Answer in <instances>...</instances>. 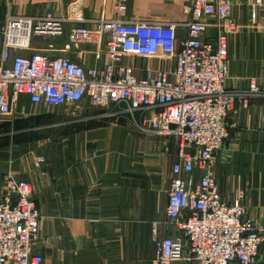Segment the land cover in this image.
I'll return each instance as SVG.
<instances>
[{
    "label": "built area",
    "instance_id": "2783aa9c",
    "mask_svg": "<svg viewBox=\"0 0 264 264\" xmlns=\"http://www.w3.org/2000/svg\"><path fill=\"white\" fill-rule=\"evenodd\" d=\"M128 3L116 0L111 20L86 18L82 0H70L64 15L7 12L0 20V119L12 118L26 96L47 109L95 111L71 123L122 122L172 143L166 220L153 224L152 264H257L264 231L246 218L243 194L225 200L212 173L236 105L246 109L264 97L255 79L245 89L227 86L235 2L192 0L184 22L123 19ZM246 3L255 19L263 0ZM212 25L216 35L208 39ZM62 37L68 41L60 45ZM80 48L93 64L70 58ZM155 60L164 66L153 67ZM41 221L32 184L9 171L0 191V264H44L35 251Z\"/></svg>",
    "mask_w": 264,
    "mask_h": 264
},
{
    "label": "crops",
    "instance_id": "0c3cea01",
    "mask_svg": "<svg viewBox=\"0 0 264 264\" xmlns=\"http://www.w3.org/2000/svg\"><path fill=\"white\" fill-rule=\"evenodd\" d=\"M185 1L129 0L122 18L177 22L153 15L166 14L170 6L184 7ZM233 1L237 30L229 37L227 86L241 90L255 79L264 89V0L255 19L247 0ZM0 3L3 20L7 12L64 15L70 0ZM115 3L82 0L81 8L86 18L111 20L116 18ZM215 35L212 25L207 38ZM67 41L62 37L57 42ZM86 49L74 51L70 58L93 64ZM49 111L21 96L13 117L0 119V191L9 171L32 184L42 216L35 251L44 264H152V228L166 220L173 144L108 120L78 123L34 141L39 136L32 130L35 117ZM228 123L230 138L212 173L225 200L234 202L245 194L246 218L264 231V97L253 99L246 109L237 104ZM38 161L43 163L37 166ZM257 264H264V249Z\"/></svg>",
    "mask_w": 264,
    "mask_h": 264
},
{
    "label": "rangeland",
    "instance_id": "374dc122",
    "mask_svg": "<svg viewBox=\"0 0 264 264\" xmlns=\"http://www.w3.org/2000/svg\"><path fill=\"white\" fill-rule=\"evenodd\" d=\"M185 2L186 3H185V6L184 7H179L178 8L177 6H170V7H168V12L166 14H163V15H153V16H155V17H162V19H169V20L177 21V22H184L189 17L188 8H189L190 0H186ZM0 12H3L4 13V3L0 7ZM146 20H149V19H146ZM139 61L141 62V60H139ZM139 61L136 60L135 62L136 63H139ZM142 63L144 64V61H142ZM151 65L153 67H163L164 66V63L161 62L160 60H155V61H152L151 62ZM68 111H70V110H68ZM51 112L54 115L51 114L52 116H50V118H48V119L45 118V119L36 121V126L33 127V129H32V130H34L36 132V134H38L41 137L42 136L43 137L51 136L55 132H62V130L64 131L68 126L69 127L71 125L72 126H77V125L81 124V123H79V124L78 123H71L72 122V119H74V118H76V119H84V118L90 117L92 115V113L95 114V111L94 112H86V113H82V114H79V113L76 112L74 114L75 116L72 115L73 114V111L66 112L64 110L63 111L51 110ZM96 113L99 114L101 112H96ZM67 115H72V117H69ZM89 122H92V121H89ZM120 123L123 124L122 122H120ZM123 125L126 126L125 123ZM129 128L133 132L137 133L134 130V128H132V127H129ZM39 136H37L36 139H34V141H40V140L43 139V137L42 138H39ZM244 197H245V194H243V198ZM241 201H243V199ZM242 204H243V202H242Z\"/></svg>",
    "mask_w": 264,
    "mask_h": 264
},
{
    "label": "flooded vegetation",
    "instance_id": "af4514ba",
    "mask_svg": "<svg viewBox=\"0 0 264 264\" xmlns=\"http://www.w3.org/2000/svg\"><path fill=\"white\" fill-rule=\"evenodd\" d=\"M45 109H47V108H45ZM69 112H71V111H69ZM54 113V112H53ZM52 112H51V110L49 111V112H45V113H41V114H38L36 117H35V120L36 121H38V120H42V119H48V118H50V116H52V115H54V114H52ZM58 114V113H57ZM75 113H74V111H73V116H75L74 115ZM72 115H69V117H72ZM71 120V119H70Z\"/></svg>",
    "mask_w": 264,
    "mask_h": 264
},
{
    "label": "trees",
    "instance_id": "16d2710c",
    "mask_svg": "<svg viewBox=\"0 0 264 264\" xmlns=\"http://www.w3.org/2000/svg\"><path fill=\"white\" fill-rule=\"evenodd\" d=\"M38 121H39V120H38ZM17 124H18V123H16V125H15L16 127H17ZM16 127H15V129H16Z\"/></svg>",
    "mask_w": 264,
    "mask_h": 264
}]
</instances>
